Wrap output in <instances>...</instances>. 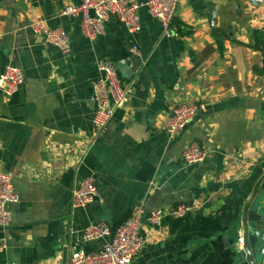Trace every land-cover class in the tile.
<instances>
[{"label":"crops","instance_id":"0c3cea01","mask_svg":"<svg viewBox=\"0 0 264 264\" xmlns=\"http://www.w3.org/2000/svg\"><path fill=\"white\" fill-rule=\"evenodd\" d=\"M79 2L0 0V73H25L15 94L0 89V171L19 197L0 228V264H66L74 251L100 250L141 208L145 243L131 264L250 263L244 213L264 204V54L253 36L264 30V0H181L169 29L143 5L139 32L111 18L95 39L81 15L63 14ZM38 18L67 34L70 53L34 32ZM103 61L128 92L101 129L93 83ZM181 102L203 107L174 136L163 124ZM192 141L207 150L195 165L183 158ZM88 176L97 195L74 207ZM180 203L194 209L150 221ZM98 223L111 234L84 242L83 229Z\"/></svg>","mask_w":264,"mask_h":264},{"label":"built area","instance_id":"2783aa9c","mask_svg":"<svg viewBox=\"0 0 264 264\" xmlns=\"http://www.w3.org/2000/svg\"><path fill=\"white\" fill-rule=\"evenodd\" d=\"M181 0H147L140 3L137 0H80L78 4H69L63 14L82 17V32L89 39H95L104 31L105 23L116 18L132 33L141 30L139 9L145 5L149 13L169 29L177 15ZM32 29L49 44L58 46L64 53L71 51V44L67 34L61 29L50 28L43 18L32 22ZM134 53L139 54L137 45L133 46ZM101 76L94 81L93 91L96 108L93 116L94 123L101 129L110 122L115 111L124 101L128 90L122 85L116 66L109 61L99 65ZM25 82L24 71L16 66L8 65L0 73V89L6 95L18 92ZM203 103L181 102L174 106L165 120L163 127L172 135H179L198 115ZM207 157V150L199 143H188L183 158L186 164L195 165ZM97 195V185L94 176H88L72 193L74 207L85 206ZM19 199L15 190L11 174L0 171V228L11 225L13 213L10 204ZM194 209L184 203L169 210L152 211L149 219L153 224H162L166 216H185ZM144 209H138L118 229L111 241L106 242L98 251L77 250L71 255L66 264H131L133 258L139 254L145 241L141 236ZM111 234L105 223L90 224L82 231V240L90 242L105 239ZM242 240V238H240ZM6 244L0 241V252Z\"/></svg>","mask_w":264,"mask_h":264},{"label":"water","instance_id":"95a60500","mask_svg":"<svg viewBox=\"0 0 264 264\" xmlns=\"http://www.w3.org/2000/svg\"><path fill=\"white\" fill-rule=\"evenodd\" d=\"M243 228L245 250L247 257L251 258L250 263L264 264V204L255 203L246 210ZM250 263L246 261V264Z\"/></svg>","mask_w":264,"mask_h":264},{"label":"trees","instance_id":"16d2710c","mask_svg":"<svg viewBox=\"0 0 264 264\" xmlns=\"http://www.w3.org/2000/svg\"><path fill=\"white\" fill-rule=\"evenodd\" d=\"M254 36V46L263 51L264 54V30L258 29L253 32ZM259 72L264 73V67L258 69Z\"/></svg>","mask_w":264,"mask_h":264}]
</instances>
